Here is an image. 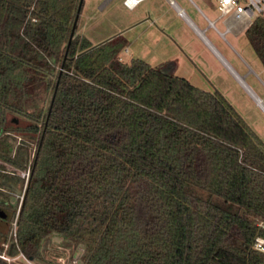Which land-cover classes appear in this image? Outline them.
Here are the masks:
<instances>
[{
	"label": "trees",
	"instance_id": "trees-1",
	"mask_svg": "<svg viewBox=\"0 0 264 264\" xmlns=\"http://www.w3.org/2000/svg\"><path fill=\"white\" fill-rule=\"evenodd\" d=\"M79 2L0 0V205L12 210L0 250L17 212L4 169L27 168L26 136L16 240L32 261L53 264L57 239L80 264H264L260 136L174 65L122 59L123 34L93 44L78 20L67 50ZM244 34L264 65V18Z\"/></svg>",
	"mask_w": 264,
	"mask_h": 264
},
{
	"label": "rangeland",
	"instance_id": "rangeland-1",
	"mask_svg": "<svg viewBox=\"0 0 264 264\" xmlns=\"http://www.w3.org/2000/svg\"><path fill=\"white\" fill-rule=\"evenodd\" d=\"M175 2L202 31L197 34L190 28L166 0H145L135 10H128L118 2L84 0L77 32L93 44L123 34L131 43L120 55L122 59L140 58L153 66L169 63L176 67L177 76L187 78L195 86L220 91L264 142V65L249 46L244 34L246 29L234 26L221 37L211 28L202 13L210 20H216L220 14L216 0ZM216 28L220 32L226 31L221 21L216 23ZM203 32L211 43L203 40L200 35ZM19 144L29 149L27 168L6 166L4 170L16 174L21 181L15 176L8 181L7 188H3L13 197L17 211L36 151L35 140L31 138L16 136L15 146ZM17 227L14 217L4 242L7 246L1 245L0 257L8 264H39L20 255V247L16 244ZM12 243L18 248L14 256L8 254ZM45 254L53 264H80V255L73 254L57 239L47 243Z\"/></svg>",
	"mask_w": 264,
	"mask_h": 264
},
{
	"label": "built area",
	"instance_id": "built-area-1",
	"mask_svg": "<svg viewBox=\"0 0 264 264\" xmlns=\"http://www.w3.org/2000/svg\"><path fill=\"white\" fill-rule=\"evenodd\" d=\"M216 1L218 3L217 8L220 12L218 18L216 20H210L204 13H202V15L207 20L208 25L211 28H214L220 34L221 37L222 36L225 37V34L229 31H232L234 29V26L243 27L244 29H247L248 26L253 22V20L256 17L261 16L264 18V0H216ZM139 2L140 0H125L124 5L127 6L128 8H133ZM170 4L176 10L177 15L183 21H185L190 28H192L195 32H197V34L199 31H202L191 20L185 9H182L174 0H171ZM219 21H221V23L226 27L225 32H220L218 28H216V23ZM205 37L207 38L206 34ZM203 40L206 42H210L208 38L206 40L205 38H203ZM30 173L31 170L29 171L28 179L30 177ZM20 207H21V202H20ZM20 207L15 215L16 222H17V217L19 215ZM258 227H259V233L255 237L256 239L254 242V248L264 255V220L259 219ZM2 244L4 246H7V244L5 243ZM20 255L25 257V255L22 252L20 253ZM2 257L4 258L3 255ZM27 259L29 261H32L29 258Z\"/></svg>",
	"mask_w": 264,
	"mask_h": 264
},
{
	"label": "water",
	"instance_id": "water-1",
	"mask_svg": "<svg viewBox=\"0 0 264 264\" xmlns=\"http://www.w3.org/2000/svg\"><path fill=\"white\" fill-rule=\"evenodd\" d=\"M83 3H84V0H80L79 5H78V8H77V11H76L77 14H76V17H75L74 23H73V25H72L71 35H70L69 42H68V45H67V50L69 49L70 43H71V41H72V39H73V37H74V34H75V27H76V25H77V22H78V20H79L80 15H81V9H82V5H83ZM54 97H55V94H54ZM54 97H53V99H52V101H51V106H52V104H53ZM50 108H51V107H50ZM51 110H52V108H51L50 111H49L48 118H49V116H50V114H51ZM11 216H12V213H11L10 211H8L6 208L0 206V217H3V218H5V219H10Z\"/></svg>",
	"mask_w": 264,
	"mask_h": 264
},
{
	"label": "crops",
	"instance_id": "crops-1",
	"mask_svg": "<svg viewBox=\"0 0 264 264\" xmlns=\"http://www.w3.org/2000/svg\"><path fill=\"white\" fill-rule=\"evenodd\" d=\"M108 3H115V2H118V4H121L124 8H127L128 10H135L142 2H144L145 0H140V2L133 8H128L127 6L124 5V0H122V2L120 0H107ZM169 4V6L171 7L172 10L175 11L176 13V10L172 7V5L170 4L171 0H166ZM175 1V0H174ZM177 14V13H176Z\"/></svg>",
	"mask_w": 264,
	"mask_h": 264
},
{
	"label": "flooded vegetation",
	"instance_id": "flooded-vegetation-1",
	"mask_svg": "<svg viewBox=\"0 0 264 264\" xmlns=\"http://www.w3.org/2000/svg\"><path fill=\"white\" fill-rule=\"evenodd\" d=\"M2 207L6 208L8 211H10L12 213V210H10L9 208H7L5 206H2ZM8 221H9L8 219L0 217V233L3 232L5 230V228L8 226L7 225Z\"/></svg>",
	"mask_w": 264,
	"mask_h": 264
},
{
	"label": "bare ground",
	"instance_id": "bare-ground-1",
	"mask_svg": "<svg viewBox=\"0 0 264 264\" xmlns=\"http://www.w3.org/2000/svg\"><path fill=\"white\" fill-rule=\"evenodd\" d=\"M200 35H201V37L202 38H205V34H204V32L203 33H200ZM238 78V77H237ZM242 84V83H241Z\"/></svg>",
	"mask_w": 264,
	"mask_h": 264
}]
</instances>
